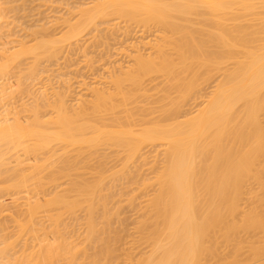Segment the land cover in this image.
I'll return each instance as SVG.
<instances>
[{
    "label": "bare ground",
    "instance_id": "1",
    "mask_svg": "<svg viewBox=\"0 0 264 264\" xmlns=\"http://www.w3.org/2000/svg\"><path fill=\"white\" fill-rule=\"evenodd\" d=\"M92 1L78 6L81 21L68 23L59 39L27 47L21 41L14 51L0 41V79L23 54H57L64 40L90 23L96 29L97 21L151 23L160 34L154 42L140 39L153 48L146 56L132 43L134 62L110 72L109 86H91L89 102L78 108L61 93L56 102L43 98L45 108L23 99V116L13 93L5 100L1 87L8 83L0 81V264H264V0ZM153 74L163 76L151 88L160 106L137 113L131 103L152 94L143 82ZM213 77L203 105L185 113ZM154 112L160 117L148 121ZM156 144L164 146L161 166L124 196L130 203L145 196L131 208L139 217L127 231L119 204L125 201L109 205L112 187L134 176L135 158L150 162L145 147ZM100 147L124 152L123 170L90 166L104 153Z\"/></svg>",
    "mask_w": 264,
    "mask_h": 264
},
{
    "label": "rangeland",
    "instance_id": "2",
    "mask_svg": "<svg viewBox=\"0 0 264 264\" xmlns=\"http://www.w3.org/2000/svg\"><path fill=\"white\" fill-rule=\"evenodd\" d=\"M92 3H93L92 0H90V1L89 0H0V32H1L0 33V35H1L0 41L5 43L11 51H14V50H16V48H18V49L20 48L21 41L25 42V46L27 47V46H32L34 43L37 42V40H41L42 38H44V40L45 39L54 40V38H55V40L59 39L61 36L63 37V35L69 31L68 28H70V27H68V26L70 23H72V22L76 23L75 21H77L78 19L79 20L81 19V18H78V16H80V15H78V13L80 14L79 9L87 7V5H90V7H93V6H91V5H93ZM77 10H78V12H77ZM75 12L77 13V15L76 14L74 15ZM116 19H118V20L111 19V21H105V20L97 21V23L95 24L96 29H95V27H93L94 25H92V23H90L91 26L88 25L84 31L82 30L83 32L77 38H73L71 40L69 39L66 42L64 40L63 41L64 43L62 42L63 44L60 43L61 45L57 48L58 51L56 50L57 54H55V53L53 55L52 54L51 55L46 54L47 56H45V54H43L40 56V58H39V56L37 58L33 57L34 54L33 55L31 54L30 56H27V54L26 55L23 54L21 56V54H20L22 59H21V57L20 58L17 57L18 59L13 62L14 64L11 65L12 68L10 71H8V75L7 74H6L7 76L5 75L7 78H4L5 76H3L2 79H0L1 82H3V83L5 82V84L8 83L6 85L10 86L9 89H8V86L1 87L2 89L7 88L6 92H5L7 95V98L5 97L6 96L5 95L4 96L5 100L8 99V97L9 98L11 97V96H9L10 93H13V95H14L13 100H15V102L17 103L16 104L14 102V104L16 105V108L19 110L22 109L21 106H24V105L30 106L34 102L36 103V101H37V103L39 101L38 104L42 107L44 106V104L47 100L48 101L50 100L51 102H56V101H54V99L58 98L56 94H58L62 97L64 96V95H61V93L65 94L64 98L66 100V103H68V106H70V108L73 106H76L78 108V106H79V105L77 106L78 103L79 104L81 103L82 105H84L83 102H85V101L89 102V98L91 97V94L89 92L90 91L89 88L91 86H94V85L100 86V87L102 85H104L105 87L109 86V84H111V82L106 81V80H109L108 78H110V76H109L110 72H112L114 70L118 72V69L120 68L121 65H122V67L127 68V65L129 66L130 62H131V64L134 62V59H132V57H136L137 54L135 52L136 48L135 49L132 48L133 47L132 43L138 44V46L140 45L139 48L142 47L140 49V52L142 50V52H144L142 54L146 56L150 51H152L153 48H151L150 45L146 44L145 42H147V41L148 42H154V38L157 39V36H159V34H160L158 31V28L151 23L150 24L148 23L149 25H143V24L136 22V21H129V20L126 21L123 18H116ZM196 19H197V17H196ZM68 20H70L71 22H68ZM74 23H72V24H74ZM41 24H42V27H41ZM33 28H35L34 29L35 31L32 30ZM28 32L31 33L32 35L29 34ZM2 33L4 35H2ZM33 36L36 38H34ZM143 37L145 38L146 41L144 40ZM2 38H3V40H1ZM14 38L17 40H12ZM140 39L145 41V42H143L144 44H142L140 42ZM34 40H36V42ZM149 40H152V41H149ZM15 41L17 43L13 44V43H15ZM26 42H29V43H26ZM3 43H2V45H3ZM0 46H1V44H0ZM13 46H15V47H13ZM133 50L135 52V56H134ZM25 56H27V57H25ZM37 59H38V62H37L38 64L35 62ZM17 61H19V62H17ZM16 62L18 63V65L15 64ZM27 66H29V67H27ZM31 66H32V68H31ZM18 67H20V68L18 69ZM35 67L37 70H35ZM126 68H124V69H126ZM28 69L30 70V72H28L29 71ZM32 69L35 70V71L33 70L34 74H32L33 71L31 73ZM19 72H21V73H19ZM112 73H114V72H112ZM30 74H32V77ZM155 75L153 74L151 78L146 77V79H144L143 84H145L144 87H148L147 88L148 92H151L153 89L154 90L157 89V88H155L156 85L162 82L161 80L163 79V76L162 75L161 76L160 75L155 76ZM101 76L102 77L105 76V77L101 78ZM106 76H108L107 79H106ZM38 78H40V79H38ZM213 79H214V77L212 79H209V81L201 87L202 88L201 93H200L201 97L197 98L198 100L196 99L197 100L196 102H195V100H192V101L189 100V102H187V104L184 106V108L186 110L183 108L185 110V113H187V112L190 113L191 110H192L191 112H195L196 109L200 107V105L201 106L203 105L199 101L202 100L201 98L203 96H204L203 97V99H204L205 97L207 98L208 94H210V91L212 90V87L214 84ZM84 80H85L86 84L83 82ZM95 80H97V81H95ZM100 80H101V82H100ZM7 81H9V82H7ZM105 81L107 82L108 85L106 84ZM66 84L68 85V87L70 86L72 89H70V87L67 88ZM64 85H66V86H64ZM152 85L153 86L155 85V86L151 87ZM160 85H162V83L157 85V86H160ZM0 86H5V85L3 84ZM86 86H87V88H86ZM46 88L48 90L49 89L50 90L48 91ZM151 88H153V89H151ZM5 89H4V91H5ZM69 89H70V91H69ZM87 89H88V92H87ZM67 90H68V94L65 93V92H67ZM154 90H153V92H151L152 94L148 93L150 95H147L146 93H144L145 95H147V97L150 96L147 99H145L146 96L143 93H142L143 94L142 95L140 92L139 93V94H141L140 96H138L137 93H135V96L137 95L135 99H137V100L140 99L139 102H142V103H140L141 105L136 107V105H137L136 103H138V102H137V100H135L136 103H135V101H134L135 104L131 103V105H132L131 108H133V106H134L133 109L136 108L134 110L135 112L140 113V111H141L140 114H143L145 112V110H146V112L148 110L149 106L146 107L147 104L148 105L153 104V107H156V108L158 106H160L159 101H158L159 105H156V106L154 105V104H158V103H156L157 102L156 98H158V96L160 95V94L156 93L157 90L156 91H154ZM48 92H50V93L48 94ZM22 93H23V95H22ZM41 93H43L42 95H44L45 97L40 95ZM173 94H175V93H173ZM46 95H47L48 99H47ZM79 95L80 96L82 95V96L80 97ZM151 95H153L152 97L156 96L155 99H153V98L150 99ZM22 96H24V97H22ZM43 98L46 101H44ZM23 99L25 100L24 105H22ZM31 99H32V101H31ZM58 99H56V100H58ZM20 100H21V102H20ZM28 100L30 101L31 104H29ZM76 100H77V102H76ZM80 100H82V101L80 102ZM147 100H150V102H147ZM152 100H154L155 102ZM26 102H28V104H26ZM71 102H74V103L71 104ZM143 104H145V105H143ZM198 105H199V107H198ZM81 106H79V107H81ZM139 107L142 109H139ZM145 107L147 109H145ZM150 107H152V106H150ZM43 108H45V107H43ZM48 108L46 107V110H51L50 107H48ZM137 109L139 112L137 111ZM43 110H45V109H43ZM22 111H24V110H21V112ZM24 112H27V111H24ZM24 112H22L23 114L22 113L21 114L23 116L27 115L26 113L24 114ZM156 112H158V111H156ZM156 112H154L155 115L151 114L152 115L151 117L149 115H148L149 117L147 116L148 119L150 118L148 121L152 120L154 117L159 116V114ZM147 118H145V119H147ZM153 146H151V145L148 147L144 146L147 149V151L150 153V154L148 153L149 156L151 155L149 157L148 154H146V158L148 159L147 162L149 160H151V161L146 163V161L144 162L140 158H138V159L135 158L134 163L130 162L132 166L130 165V163H129V165L131 166L130 170L133 169V170H131V171H133L132 174H134V172H136L137 174L135 173L134 176L131 174L132 176H129L128 180L127 179L124 180L125 178H122L123 180L120 179L114 185L115 187L114 186H113L114 188L112 187V192L114 193V191H115V193H114L115 195L112 196L114 203H112V199L110 198L109 200H111V201H109V205L110 204L113 205L115 203L118 204L119 202L125 201V203L123 202V203H119V204L122 206L123 217H126L124 220V222H126V223L123 222V225H124V227H126L127 231H129V230L132 231L133 229H135V228H133L134 227L133 225H135L134 223L137 220L136 217L137 218L139 217L138 210L131 209V208L139 207L140 203L142 204L143 200L145 199L144 198L145 196L144 197L142 196L143 199H141L142 198V197H140L142 195L141 194L139 196L140 199L139 198L135 199L136 200V201H134L135 203L134 202L130 203L126 199L129 198V196L131 195L130 194L131 190L133 188L136 189L138 187L139 184L136 185L139 182L138 179L145 177V176L148 178L153 177L154 173H156L159 166H161V161H163L162 159L164 158V155H163L164 153H162L164 146L160 147V145H157V144L153 145ZM156 146H158V149H156L157 148ZM101 147H100V150H101ZM149 147L150 148L153 147V149H154V150L152 149L153 153ZM114 148L115 147H110V148L106 149L103 147L102 148L103 150L99 151V153L101 154L104 152V153H106L105 154L106 156L103 153L102 155H99L100 157L96 156V158H94V159L92 158L93 161H90L91 164H89V165L92 167L93 166L99 167V165L101 163L103 166H104L103 163H107V166L105 164V166H106L105 168H111L113 170L121 169L123 166L121 164L123 162L122 159H123L125 154H123L124 152H122V151L118 152L117 148H115V149ZM146 149H145V151H144V149H143V151L141 150V152L146 153ZM107 151H108V153H107ZM157 152L159 153V155H156ZM113 153H114V155H113ZM110 154L112 156H110ZM103 155L105 157H103ZM162 155H163V157H162ZM101 156H102L103 160H100V159H102ZM108 157H110V158H108ZM154 157H157V158L153 159ZM120 159L122 162H120ZM139 159H140V161H139ZM157 159H159V160H157ZM136 160L140 163L139 164L136 163ZM152 160L153 161L155 160V162L157 161L156 163L158 165L156 163H154L155 168H152L150 165L153 162ZM83 164L85 165V163H83ZM83 164H80V165L84 166ZM133 164H137L138 166L137 165L133 166ZM115 165H117L116 168H115ZM139 166H140V168L138 169ZM136 167H137L138 171H137ZM82 168L86 169V170L85 169L80 170L82 172H85V171L87 172L89 170V168L88 167L86 168L85 166ZM153 169H154V171H152ZM122 170H123V168H122ZM87 175H88V173H87ZM136 176L137 177L139 176V177L136 178ZM63 179H66V178H63ZM131 179H133V180H131ZM134 179H136L138 181L137 182L135 181L136 183H134V185H133L132 182L134 181ZM121 180L123 181V183ZM65 182L63 183V186H65L64 185ZM128 182H129V184H128ZM60 187H62V185ZM149 187H150V189H149ZM147 188H148L147 191H149V190L152 191L154 188V184L149 185ZM151 191H149V192H151ZM121 192L123 193V195L120 194ZM120 195H122L123 199L120 198L121 197ZM124 196L127 198H125ZM7 197L4 199L5 202L9 201V197L8 198ZM140 200H142V201H140ZM127 203H130V204H127ZM131 204L133 207L130 206ZM77 211H79V212H76V214L82 220V214L84 217V213H83L84 211L79 210V209H77ZM133 211H135V212H133ZM67 218L69 219L68 220V222H69L71 218L66 216L65 221L67 220ZM133 219H135V220H133ZM72 220L69 222L71 225L74 221V220L73 221ZM69 223H68V225H69ZM114 223H115V225H114ZM117 223L119 225H117L116 220H114L113 225L114 226L117 225V227L119 228L120 223L119 222H117ZM130 226H132V227H130ZM70 228H71V226H70ZM130 228H132V229H130ZM88 250H89V252L92 251L91 248Z\"/></svg>",
    "mask_w": 264,
    "mask_h": 264
}]
</instances>
